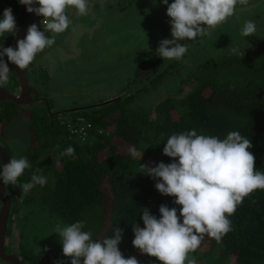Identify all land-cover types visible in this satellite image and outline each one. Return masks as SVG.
<instances>
[{
	"label": "trees",
	"instance_id": "obj_1",
	"mask_svg": "<svg viewBox=\"0 0 264 264\" xmlns=\"http://www.w3.org/2000/svg\"><path fill=\"white\" fill-rule=\"evenodd\" d=\"M252 7L253 3L248 0L247 5L237 4L236 11H249ZM8 8L12 9L18 27V0H0V19ZM15 33L0 35V50L11 46ZM246 41L250 48L244 54L227 52L216 61L201 57V62L190 75L194 80L181 82L182 86L193 82L195 85L183 100L169 97L157 105L154 119L151 118V109L146 110L135 101H142L145 91L141 90L135 95L100 105L90 102L86 105L91 106L84 107L85 104L80 103L82 100H78L73 104L79 108L73 110L76 107L72 104L66 111L77 112L72 122L67 123L58 112H52L46 97L41 100L36 88L40 102L44 101L48 106L45 109L26 107L31 111L33 143L18 159L26 157L32 167L25 169L17 185H5L11 198L9 225L12 222L11 230L8 228L7 232L11 244L5 247L6 252L17 253L22 264H71V258L63 255V248L58 251L50 248L47 236L44 237L46 245H37V239L26 231L29 218L43 213L44 217H55L68 225L77 221L85 224L88 216L93 240L112 238L119 227L123 238L118 247L125 258L136 257L140 264H161L157 258L143 254L133 245V227L135 224L145 226L142 219L145 207L159 219L161 205L177 208L178 215L182 206L174 203L175 197L165 196L157 190V180L146 175L147 169L130 182L125 177L133 171L140 157L144 159L147 151L156 150L161 154L149 167L160 162L172 163L173 158L163 154L167 139L172 134L191 130H196L198 135L220 139L226 138L231 131H239L252 141L250 151L255 156V170L264 172V37L252 34ZM183 58L179 65H184ZM13 77L18 83L15 74ZM154 81L155 77L152 83ZM181 92L182 88L178 93ZM177 103L180 113L175 120L172 112L179 109ZM25 106L1 102L0 135L4 125L17 116V109ZM117 112L119 114L115 115ZM82 125L86 127L85 136L72 132ZM115 137L131 146L127 153L118 151ZM69 146L75 149V154L61 156L60 153ZM133 148L137 153L135 156L131 154ZM10 159L9 156V162ZM2 167L0 156V171ZM34 173L45 176L47 183L44 186L36 184L23 194L19 185L31 182ZM228 218L232 230L219 242L205 235L201 243L207 248L205 256L216 255V264H264V189H257L245 197ZM16 224L25 231L18 233ZM194 260L201 264L198 257ZM0 264L12 263L0 258Z\"/></svg>",
	"mask_w": 264,
	"mask_h": 264
},
{
	"label": "clouds",
	"instance_id": "obj_2",
	"mask_svg": "<svg viewBox=\"0 0 264 264\" xmlns=\"http://www.w3.org/2000/svg\"><path fill=\"white\" fill-rule=\"evenodd\" d=\"M29 13L42 16L44 30L36 24L28 28L26 38L18 40V50L7 47L0 50V85L8 82L11 71L8 61L23 70L36 59L38 53L52 47L56 35L72 26L66 10L74 7L78 15L88 14V0H19ZM248 0H163L167 15L171 18L172 39H163L157 53L165 60H180L188 51L180 41L195 40L210 34V30L227 21L236 12L237 4L247 5ZM38 4L39 7L33 5ZM206 25V27L204 26ZM17 30L11 8L5 9L0 19V35ZM256 31L253 21H246L241 35ZM46 32L52 33L51 36ZM239 53L238 48H231ZM58 147V146H57ZM252 141L239 131H231L220 139L211 135H198L196 130L172 134L163 148V154L173 158L172 163L160 162L147 167L148 176L157 180L155 187L165 196L175 197L178 209L161 205V218L152 215L145 207L142 213L144 227L135 224L133 245L143 254L157 258L161 264H196L188 259L196 251L205 235L219 242L232 230L228 218L233 215L244 198L257 189H264V172L255 170V156L250 151ZM75 149L69 146L61 156H73ZM131 154L135 156L133 148ZM26 157L11 158L3 165L0 179L5 185H17L25 169L31 168ZM39 171V169H37ZM47 178L32 176V181L20 184L23 194L36 184L44 186ZM182 217V222H181ZM84 223L77 221L68 226H56L63 246V255L71 258V264H140L136 257L125 258L118 245L123 235L118 227L112 238L93 240L92 233L84 231ZM62 264V262H60Z\"/></svg>",
	"mask_w": 264,
	"mask_h": 264
},
{
	"label": "rangeland",
	"instance_id": "obj_3",
	"mask_svg": "<svg viewBox=\"0 0 264 264\" xmlns=\"http://www.w3.org/2000/svg\"><path fill=\"white\" fill-rule=\"evenodd\" d=\"M173 2L169 0V4ZM251 2L253 7L249 11H236L226 22L211 29L210 35L202 39L197 37L196 41H180L187 45L188 51L183 58L184 65H179V60H165L157 53L163 39L173 38L171 18L167 15V5L163 4V0H88V14L80 16L74 7H70L66 12L73 22L72 26L64 33L57 34L55 44L38 53L28 67L32 87L39 89L41 100L46 97L52 112H58L67 123L72 122L77 112L72 114L66 111L78 100H82L80 103L85 106H80L84 107L91 106L86 105L90 102L94 103L92 105H100L135 95L141 90L145 91L142 101H135L146 107V110L151 109V118L154 119L157 105L169 97L183 100L195 85L193 82L182 86L181 82L190 83L194 80L190 75L201 62V57L216 61L222 59L225 53H232L233 47L239 49V53H234L236 55L244 54L250 48L247 36L241 35L246 21L256 24L253 34L264 37V0ZM215 31L216 34L211 35ZM46 34L52 35L49 32ZM195 42L196 45H193ZM154 77L156 81L152 83ZM17 85L13 74H9L8 82L0 85V88L5 87L16 94ZM181 88L183 92L178 93ZM30 106L45 109L48 104L38 101ZM74 106L76 108L73 110L79 108L78 105ZM177 106L179 109L172 112L175 120L180 113L178 103ZM26 107L17 109V116L4 125L0 135V144L7 149L10 158L18 159L33 143L29 116L31 111L26 110ZM114 143L122 154L130 150L131 146L116 137ZM146 155L143 160L140 157L133 171L125 177L127 182L134 180L146 169L142 165L149 167L161 157L156 150L147 151ZM85 218L83 230L91 232V219L88 216ZM58 224L61 227L70 225L40 213L29 218L26 231L33 239H37L36 244L40 246L46 245L44 237L47 236L50 248L58 251L63 248L59 234L55 233ZM16 226L18 233L25 231L18 224ZM11 227L12 222L10 230ZM205 251L206 246L201 244L198 251L188 254V259L198 257L201 264H216V255L205 256Z\"/></svg>",
	"mask_w": 264,
	"mask_h": 264
},
{
	"label": "water",
	"instance_id": "obj_4",
	"mask_svg": "<svg viewBox=\"0 0 264 264\" xmlns=\"http://www.w3.org/2000/svg\"><path fill=\"white\" fill-rule=\"evenodd\" d=\"M34 7H39L38 4L33 5ZM19 7V23L15 33V38L12 43L14 49L18 50V40L26 38L28 28L32 24H36L41 30V16L37 14L29 13L27 11V6L23 5L18 0ZM4 60L8 62L10 68L9 74H15L18 80V93L13 94L7 90L5 87L0 88V104L3 101H9L18 106H24L28 104H35L40 101L37 90L30 85L28 68L19 69L17 65L8 61L7 56L4 57ZM8 74V76H9ZM32 93L35 94L33 99ZM0 156L2 159V164L6 165L9 163V154L5 147L0 144ZM0 197L2 199V206L0 208V258L5 262L12 264H22L20 258L15 255L8 254L5 250L7 232L9 228L10 214H11V198L7 195L5 184L2 179H0Z\"/></svg>",
	"mask_w": 264,
	"mask_h": 264
},
{
	"label": "built area",
	"instance_id": "obj_5",
	"mask_svg": "<svg viewBox=\"0 0 264 264\" xmlns=\"http://www.w3.org/2000/svg\"><path fill=\"white\" fill-rule=\"evenodd\" d=\"M43 21V20H42ZM41 27L43 28V23L41 22ZM44 29V28H43ZM87 127H90L89 125L87 126ZM85 126H81V127H79L77 130H75V131H72L73 133H78V134H83V135H85Z\"/></svg>",
	"mask_w": 264,
	"mask_h": 264
},
{
	"label": "flooded vegetation",
	"instance_id": "obj_6",
	"mask_svg": "<svg viewBox=\"0 0 264 264\" xmlns=\"http://www.w3.org/2000/svg\"><path fill=\"white\" fill-rule=\"evenodd\" d=\"M29 80H30V76H29ZM30 85L32 86V84H31V81H30ZM35 89H36V87H35ZM14 92V91H13ZM38 92V91H37ZM32 96H33V99H34V97H35V94L34 93H32ZM32 105V104H31ZM26 106H30V104H28V105H26ZM153 114V113H152ZM152 116V115H151ZM7 241L8 242H10L11 240L10 239H7L6 240V246L5 247H7V246H9V243L7 244ZM10 244H11V242H10ZM9 254H11V253H9ZM12 255V254H11ZM13 255H15V256H17V253H14ZM18 257V256H17ZM19 258V257H18Z\"/></svg>",
	"mask_w": 264,
	"mask_h": 264
}]
</instances>
